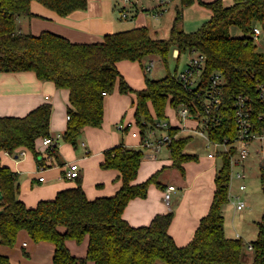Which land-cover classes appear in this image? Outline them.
I'll return each mask as SVG.
<instances>
[{
    "label": "trees",
    "instance_id": "16d2710c",
    "mask_svg": "<svg viewBox=\"0 0 264 264\" xmlns=\"http://www.w3.org/2000/svg\"><path fill=\"white\" fill-rule=\"evenodd\" d=\"M37 1L57 14L65 16L87 7V0H0V71H32L40 80L51 81L56 88L68 90L64 141L76 147L85 127H100L104 117V96L117 89L119 93H133V117L141 142L145 131L157 127L165 118V109L186 105L193 114H203V95L212 71H220L225 79L219 121L208 128L211 140H222L236 134L232 109L233 95L246 94L253 106V116L264 113V103L257 99L256 83L264 82V52L256 50L254 28L264 32V0H234L224 5L222 0H181L183 5L197 1L205 6L210 16L199 28L184 31L177 28L181 14L173 19L167 39L154 38L147 26H136L103 35L100 42L75 43L49 31L38 35L17 30L20 16H32L30 3ZM238 27L242 36H233L229 29ZM173 49L181 53L193 50L205 56L202 91H189L174 73L162 78L145 77V85L134 89L117 67L120 60L135 61L156 55L166 64ZM177 69V68H176ZM50 103H42L23 116H0V244L12 246L18 232L25 230L34 242L53 244V264H245L243 241L227 237L224 232L222 207L229 201V155L217 157L215 188L208 212L196 226L190 241L178 246L168 232L173 213L156 214L149 224L132 226L122 216L128 201L145 197L148 186L157 181L158 171L145 180L136 182L144 152L123 142L102 151L100 167L118 171L120 186L114 194L89 199L81 178L75 185L58 190L52 198L40 199L27 206L19 197L18 173L4 163L2 154L16 155L21 150L30 152L38 165L44 158L37 152L35 142L50 136ZM152 112L155 117H153ZM155 119H158L155 122ZM171 140L169 159L172 166L184 172L183 163L197 160V154L185 152L191 136H179L180 126L169 120ZM264 126V119L258 128ZM129 126L124 131L127 132ZM55 147H47L49 154ZM264 199V174L261 173ZM264 203V202H263ZM257 236L252 241L253 261L264 264V206L256 222ZM87 237L85 257L75 256L66 240L79 243ZM0 264H17L0 254Z\"/></svg>",
    "mask_w": 264,
    "mask_h": 264
},
{
    "label": "crops",
    "instance_id": "0c3cea01",
    "mask_svg": "<svg viewBox=\"0 0 264 264\" xmlns=\"http://www.w3.org/2000/svg\"><path fill=\"white\" fill-rule=\"evenodd\" d=\"M233 1L234 0H222L224 5H230L233 3ZM87 2V7L85 9L75 10L68 15L62 16L57 14L54 10L42 5L41 3L32 1L30 3V10L33 15L18 17L16 21L17 30L22 33H30L33 35H38L43 31H49L63 36L69 41L75 43L100 42L103 39V35L106 33L128 29L136 26H147L150 30V33L152 30L157 32L156 30H154L155 28L149 27L144 22L145 17L141 10L146 11L147 9H139L138 0L135 5L125 6V8L128 10L129 16L133 18L132 21H134V24H126L125 22L119 20V15L116 16V14L114 13L113 3L115 2V0H87ZM160 5L161 4H159V6ZM122 8L123 4L121 9ZM138 15H141L142 17H139ZM209 16L210 13L205 19H208ZM204 21L205 20H203V22ZM256 27L260 29L258 25H256ZM150 57L151 56H147L143 60L149 59ZM186 62L187 59L185 60L183 66L186 64ZM134 63L136 62L129 60H120L117 63V67L121 73L125 74L128 66H133ZM142 73L144 75V71ZM128 82L130 84L132 83L130 80ZM132 86L139 88L144 87L140 83L137 86L133 85L132 83ZM115 92H118L117 89L114 90V92H112L111 94H106L104 96V114L106 116L109 110L114 109V118H112L111 121H117V128L119 123H130L129 130L132 137V142L130 143H135V145H137L138 143V145L141 146V140L137 135V129L134 125V120L130 118L124 120L121 119V117H123L125 113V104L123 103V99L121 98L122 95H119L122 93L116 94ZM57 94H61L63 98L66 99V106L68 107V90L56 88L53 82L38 79L35 73L32 71H0V116H23L28 111L42 103H50L51 101L57 103ZM63 120L64 125L62 128V133L64 132L66 127L67 113ZM190 120L193 121L192 119ZM191 121H189V119H185L182 124L181 120L179 119L178 123L173 125H184L187 126L190 130L191 128H193L192 126H188ZM194 123L196 125L195 121ZM50 126L56 129L61 128L57 125L53 114L50 115ZM107 126L108 130H110V126ZM104 127L105 124L103 126L101 125L100 127H85L82 130V133H84L86 137L85 140H87V143L82 141L85 145L84 149H86L87 151L92 150L96 154V156L94 157V163L91 165V170L93 171L94 177L96 179L95 183H100L99 186H105L103 190L96 191L91 186H89L84 176L82 187L89 199H93L98 196L112 195L120 186V180H117L116 178L118 174L117 170L104 169L100 167V163L103 159L102 151L106 148L114 146V144L118 142V137L105 131ZM188 128H185V130H187ZM183 130L184 127H180V131L178 132L179 136H185L181 135V131ZM133 132L136 134L133 135ZM160 145L161 144L159 142L158 145L151 146L149 150L148 148H144L146 151H143V157L148 158L154 164L150 169V172H156L162 169L159 168L161 163L158 162V158H156V155L154 154V152H157ZM209 152L210 151H208L206 154H197V160H189L187 162H184L183 173L180 172L176 167L170 165L171 160L169 159L170 163L167 166H171L178 170L181 175V178L178 179V181L180 182V185H182L180 188L181 194L179 195V197H176L175 206L173 208L171 206V202L166 203L163 198L164 188L172 183L159 182V184L161 185H157L160 188L159 190L152 187V184H150L148 186L147 194L145 197H134L128 201L122 213L124 219L127 220V222L132 226H143L149 224L156 214L171 211L173 213V217L169 224L168 232L174 239L176 245L184 246L185 244H187L194 234L199 219L208 212L215 188L214 177L218 168L216 165L217 157L208 156L207 154ZM25 153L27 152L25 151ZM28 153L30 154V152ZM2 155L3 159L5 157H10L13 159H17L18 157H20V155L16 154L17 157H15V155H10L6 152H4ZM15 161L17 162V160ZM46 164L47 163L44 161L43 166L48 165ZM64 165L65 167L61 170V176L65 179V181L75 179L66 176V171L68 168L67 162H65ZM150 165L151 164H149L148 162L147 168ZM11 169L14 171L17 170H15V168ZM84 169L85 171L88 170L86 167H84ZM16 172L18 173V171ZM138 174L139 176H141L140 173H137V176ZM40 177H42V180L39 179ZM141 179H143V175L139 178V180ZM45 180L46 179L43 178V176H39L37 178L38 182H43ZM139 180L136 177V182H141ZM74 185L75 183L70 184V182H64L62 185L57 186L52 185L49 182L47 185L38 184L36 192L25 194L20 191L19 197L27 206L31 207L34 206L40 199L52 198L58 190ZM176 189L178 188L176 187ZM84 239H86L87 242V237H85ZM73 242L74 240H66V246L68 247L70 252L71 246L73 247V245H71L73 244ZM15 245L21 249L24 256L26 257L20 255L17 248H15L14 251L13 248L6 247V245L4 244H0V254L6 255L12 262L17 264H53L52 254L54 246L52 243L47 241L34 242L30 239L25 230H21L18 232L16 242L14 243V246ZM83 251L84 250L81 249L79 251V254H82ZM90 262L92 263V261Z\"/></svg>",
    "mask_w": 264,
    "mask_h": 264
},
{
    "label": "rangeland",
    "instance_id": "374dc122",
    "mask_svg": "<svg viewBox=\"0 0 264 264\" xmlns=\"http://www.w3.org/2000/svg\"><path fill=\"white\" fill-rule=\"evenodd\" d=\"M138 6L140 8L147 9L146 11L141 10L145 20L144 22L152 28H155V31H151V34L154 38L167 39L169 37L170 28L173 23V19L176 17L178 11L181 14V20L177 23V28L182 29L184 31H193L201 26L203 20L209 14L208 9L199 4L197 1L183 5L181 0H138ZM207 2L208 0H202ZM122 1L115 0L113 3L114 13L119 15V20L125 22L126 24H134L132 21L133 18L121 17V7ZM159 4H161L159 6ZM157 8V9H155ZM163 9V11H162ZM150 10V11H149ZM154 10V11H153ZM155 10H158L160 14L158 16H154ZM140 11V10H139ZM142 17L141 15H138ZM259 26V25H258ZM260 27V26H259ZM229 32L233 36H242L241 30L236 26H231ZM255 41L257 44L256 50L259 52H264V32L260 28V33L255 37ZM190 56L189 52L181 53L180 57H175L172 52L169 53L167 57L166 64L163 63L158 56L151 55L149 59H145L140 63H134L133 66L129 65L128 69L123 74L125 80L128 82L129 80L133 83V85L137 86L139 83L142 86L145 85V77L150 79H158L164 77L168 73H174L175 70L180 71L182 69L185 60ZM150 59L154 60L153 67L150 70H146V66L150 63ZM177 68V69H176ZM137 73H135V72ZM144 71V75L143 72ZM126 76V77H125ZM129 79V80H128ZM129 83V82H128ZM132 83L130 84L132 86ZM133 87V86H132ZM134 89H141L139 87H133ZM119 94V92H115ZM122 95L123 103L125 104L124 116L121 119L130 118L134 120L133 117V105L132 102L134 100L133 93L127 94H119ZM56 102L51 101L50 104L52 106L51 115L55 117L56 123L60 126V129L49 127L50 136L58 137L57 144L53 153L49 154L47 147L42 143V138H39L35 142V148L37 152L44 158V161L48 164L47 166H40L36 163L35 158L32 154L28 152L25 155H20L17 159H13L10 157H5L4 163L7 164L10 168H15L18 171V183L20 191L25 194H31L32 192H36V188L38 184L47 185L48 182L52 185H62L64 182H70V184L75 183V179H70L65 181V179L61 176V170L65 167L64 163L67 164L71 162H76L80 168V178L82 181L85 176L86 182L91 186L94 190H103L105 186H99L100 183H95L94 173L91 170V165L94 163V157L96 154L94 151H87L83 142L87 143L85 140V134L81 132L80 136L77 139L76 147L72 146L70 143L64 141L62 137V128L64 125L63 118L67 113L66 99L63 98L61 94H57ZM113 110H109L106 116L104 114L102 126L105 124L104 130L110 134H114L118 137V142L114 145L124 143L128 147L132 148H140L143 151H146L142 146H139L138 143L132 142V137L130 134V130L125 132L121 129L117 128V121H111L114 118ZM166 116L169 119L165 118L161 120V122L170 121V123L177 124L178 117L176 109H172L170 106H167L165 109ZM153 117L154 114L152 112ZM105 119V122H104ZM120 119V120H121ZM158 119H155V122ZM119 121V120H118ZM189 121H191L189 119ZM67 122V120H66ZM110 126V130H108V126ZM188 126H195L194 121H191ZM181 128L182 125L180 126ZM146 136L149 138V141L152 143V146H156L159 144V139L168 134L167 127H149L146 131ZM181 135H189L191 139L185 146V152L190 154H206L211 150V146L208 145L207 140L200 134H198L195 130H183L181 131ZM83 141V142H82ZM161 144V143H160ZM260 145L264 146V141H253V146L251 148V153L246 156L242 161V167L245 172V178L239 180L235 177H231L228 183V197L229 201L222 207V214L224 217V232L227 237L236 238L240 236L243 241V260L245 264H251L253 261V251L247 249V244L256 239L257 236V226L256 222L260 220L261 215L263 213L264 199L261 191V162L258 158V155L255 151V147ZM153 148V147H152ZM151 148V149H152ZM147 149V148H146ZM149 150V148H148ZM153 150V149H152ZM156 158H158V162L161 163L159 168H162L157 175V181L161 183H172L178 189H175L170 192V199L172 208L175 206V199L179 197L181 194V186L178 179L181 178L180 173L177 169L167 166L169 162V148L166 143H162L157 152H154ZM17 160V162L15 161ZM151 164L148 168V162ZM157 162V163H158ZM154 164L146 157H142L140 168L138 173L141 176H137L139 180L143 175V179L139 181L145 180L148 176L153 174L155 171L150 172L152 166ZM216 165L219 167L221 165V159L219 157L216 158ZM84 167L88 170L85 171ZM238 165H234L232 167V172L239 170ZM150 172V173H148ZM148 174V175H146ZM146 175V176H145ZM39 176H43L46 180L43 182H38L37 178ZM243 182L245 184V189L240 190L239 185ZM152 187L156 189H160L157 184L152 183ZM243 200L245 202V206L241 210L235 209L236 202ZM73 247L71 246V253L75 254L78 257H85L86 254V246L87 242L84 239L82 242H73ZM18 249L20 255L24 256L23 252L16 245L7 246ZM83 249V253L79 254V251ZM26 257V256H24ZM10 259V258H9ZM11 261V260H10ZM85 264H92L90 260H86Z\"/></svg>",
    "mask_w": 264,
    "mask_h": 264
},
{
    "label": "built area",
    "instance_id": "2783aa9c",
    "mask_svg": "<svg viewBox=\"0 0 264 264\" xmlns=\"http://www.w3.org/2000/svg\"><path fill=\"white\" fill-rule=\"evenodd\" d=\"M123 3V8L121 9V17H128V10L125 8L127 5H135L137 0H121ZM159 11H155L154 16H158ZM260 32V29L254 28V35L256 36ZM173 55L178 56V50H173ZM154 61L150 60V63L146 66V70H150L153 67ZM205 66V56L198 51H191L190 56L187 58L186 64L176 72V77L178 80L189 90L196 91L200 93L202 91V73ZM225 84V79L220 71H212L209 76V81L206 89H204L203 97V114H193L190 112L186 105H179L176 108L178 118L181 120L182 124L185 119H192L196 122L195 127L190 130H195L198 134L202 135L211 146L210 152L207 154L210 157H217L219 153L224 152L229 155L230 164V175L239 180L245 178V172L242 167L243 159L251 153V148L253 146V141H264V126L260 129L258 128V122L264 119V113L260 112L259 116L254 118L253 116V106L250 101V97L243 93H237L233 95L232 109L234 112V119L236 124V134L233 137H224L222 140H211L208 134V128L219 121V110L222 101L223 86ZM256 96L259 101L264 103V82L256 83ZM67 118L69 116L67 115ZM130 123L124 124L119 123L118 128L124 130L126 126ZM159 127H168L167 122H158ZM182 127L188 128L182 125ZM189 129V128H188ZM136 133L133 132V135ZM58 137L46 136L42 138V143L46 147H54L57 144ZM171 138L167 134L159 142L169 144ZM143 148H150L152 143L147 137L141 142ZM256 148V153L261 162V172L264 174V146L260 145ZM7 153V152H6ZM25 150H21L17 155H24ZM238 165L239 170L232 172V167ZM43 165H41L42 167ZM66 176L69 178H76L79 176V166L76 162H71L68 164L66 171ZM42 180V177L39 178ZM176 187L172 184L167 185L164 188L163 198L166 203H169L170 192L175 190ZM240 190L245 189V184L243 182L239 185ZM245 206V202L240 200L236 202L235 209L241 210ZM247 249L253 251L252 243L247 244Z\"/></svg>",
    "mask_w": 264,
    "mask_h": 264
},
{
    "label": "water",
    "instance_id": "95a60500",
    "mask_svg": "<svg viewBox=\"0 0 264 264\" xmlns=\"http://www.w3.org/2000/svg\"><path fill=\"white\" fill-rule=\"evenodd\" d=\"M15 157H17V155H15Z\"/></svg>",
    "mask_w": 264,
    "mask_h": 264
}]
</instances>
